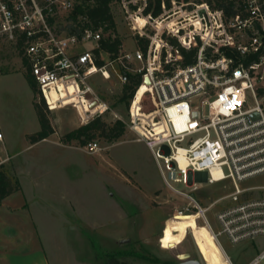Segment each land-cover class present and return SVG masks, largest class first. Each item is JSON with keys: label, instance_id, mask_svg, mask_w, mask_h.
<instances>
[{"label": "built area", "instance_id": "built-area-1", "mask_svg": "<svg viewBox=\"0 0 264 264\" xmlns=\"http://www.w3.org/2000/svg\"><path fill=\"white\" fill-rule=\"evenodd\" d=\"M225 1L235 15L206 0H112L134 47L121 43L98 57L112 31L105 23L71 32L79 0H0V38L17 47L47 107L73 105L83 124L111 109L94 88L97 78L124 87L138 76L127 119L114 121L147 144L167 188L189 199L180 213L198 214L227 254L223 237L233 245L264 238V183L246 186L264 177V0ZM184 51H195L192 63L184 64ZM12 158L0 122V170ZM198 174L208 184L229 181L233 191L203 207L176 186L191 187ZM224 199L230 203L215 212L214 225L208 212ZM247 264H264V248Z\"/></svg>", "mask_w": 264, "mask_h": 264}, {"label": "rangeland", "instance_id": "rangeland-1", "mask_svg": "<svg viewBox=\"0 0 264 264\" xmlns=\"http://www.w3.org/2000/svg\"><path fill=\"white\" fill-rule=\"evenodd\" d=\"M113 13L116 34L125 48H133L130 30L116 6ZM27 71L17 47L0 38V122L13 155L2 169L15 186L21 184L20 190L0 205V253L8 246L11 226L21 225L32 236L17 238L29 248L40 247L37 251L24 248L26 251L19 253H43L50 264H107V252L123 250L156 259L120 258L128 264H180L191 259L201 264H230L227 254L234 264H247L264 248V238L233 245L223 237L226 254L213 242L198 214L178 215L189 199L167 188L149 147L129 128L113 142L98 135L86 145L64 143V134L83 124L77 109L73 105L46 108L55 132L30 144L28 135L41 128L35 108L41 98L30 86ZM94 88L111 107L103 121L112 124L117 117L127 119L128 107L120 101V83L97 78ZM146 90V86L141 88L136 106ZM204 115H208L206 108ZM94 142L99 150L91 148ZM205 180L204 174H198L191 177V187L176 186L193 194L203 207L233 191L229 181L208 184ZM263 183L264 177H257L246 186ZM229 203V199L221 200L209 210L214 225L215 212ZM39 227L44 232L41 240L35 231L32 233Z\"/></svg>", "mask_w": 264, "mask_h": 264}, {"label": "trees", "instance_id": "trees-1", "mask_svg": "<svg viewBox=\"0 0 264 264\" xmlns=\"http://www.w3.org/2000/svg\"><path fill=\"white\" fill-rule=\"evenodd\" d=\"M111 1L112 0H79L72 14V18L74 22H78V24L77 26L71 27L69 30L71 32H74L76 31L77 28L84 29L90 26L96 29L104 25L105 23H108V26L104 27L105 32L107 33L111 30L112 33H116L117 24L115 21L114 13L110 5ZM206 1H208L214 7H224L228 16H232L236 14V12L232 9L231 6L232 3L228 5L225 0H206ZM79 17H81L80 18L81 21H79ZM111 34L100 41V48L96 50L98 57L100 51H106L114 54L118 52L122 40L118 35L113 37ZM141 44L143 46L145 43H143L142 41ZM183 53H184V64L192 63L194 60L195 51L192 52L184 51ZM228 54H231V52L228 51ZM253 58L256 57H250L248 60L250 61ZM97 63L101 64L102 60L98 59ZM26 78L30 86L32 87L35 95L40 96L41 98V102H35V108L38 113L41 128L39 131L28 135V140L30 144H35L44 139H47L50 135H52L55 132V130L47 115L46 108L48 107L47 104L45 103L44 98L41 95V89L36 78L32 75V73L29 70L26 73ZM139 83H140V78L138 76L136 77L133 76L131 83L126 84L123 87V93L120 97V101L125 102L127 107H129L130 100L133 97L136 87L139 85ZM142 87H145V85ZM141 88L139 89L135 97V101L141 100V96H140ZM102 118L103 117L96 118L87 124H83L77 128L68 131L61 138V141L64 143L78 141L80 144L86 145L87 143L95 140V138L98 135H100L106 138L108 141L113 142L119 139L120 137H122L126 133L127 125L123 120L117 119L114 121V123L107 124L105 121H103ZM16 185L17 186H15L12 183L11 178L6 174V172L3 169H1L0 170V205L2 204L3 200L6 197L16 192L17 190H20L21 184L18 182ZM129 255H135L138 257H142L146 260L151 259L156 261V259L149 258L139 253H136L134 250H123V251H118L116 253L107 252L105 255L107 258L106 263L128 264L127 261L121 260L120 258L123 256L124 258H127V256ZM172 262H168V264H173Z\"/></svg>", "mask_w": 264, "mask_h": 264}, {"label": "crops", "instance_id": "crops-1", "mask_svg": "<svg viewBox=\"0 0 264 264\" xmlns=\"http://www.w3.org/2000/svg\"><path fill=\"white\" fill-rule=\"evenodd\" d=\"M6 199H7V197L3 200V202ZM3 202H2V204H3ZM30 219H31V217H30ZM30 222H31V224L33 226L32 219L30 220ZM34 231H35V234L39 236V240H41V236H42L41 234L43 232L42 228L41 227H39L38 229L37 228H35V229L33 228L32 229V233L33 234H34ZM10 232H11L10 233L11 236L7 240L8 246L4 247V250H3L4 253H0V259L3 260V262L2 263L0 262V264H14V262L16 264V262H21L22 260L25 261L26 264H30V262H31V264H50L49 261H48V259L44 256L43 253L41 255L40 254H36L34 256L33 255L25 256V255L19 253V251H21V250L26 251L25 249H28L30 251H32V250L35 251L36 250V247H40L39 244L38 245L36 244L35 247L29 248V247H27L28 245H24L22 243L24 241H22L21 238H17V236H24V235L32 236L31 233H26L24 231V228L22 227V225L19 226V227H17V226H11ZM43 234H44V232H43ZM209 235H210V233H209ZM210 236H211L213 242L215 243L216 240H215L214 236L212 235V233H211ZM220 248H221V246H220ZM26 257H27V259H26Z\"/></svg>", "mask_w": 264, "mask_h": 264}, {"label": "water", "instance_id": "water-1", "mask_svg": "<svg viewBox=\"0 0 264 264\" xmlns=\"http://www.w3.org/2000/svg\"><path fill=\"white\" fill-rule=\"evenodd\" d=\"M180 264H201V262L198 260L191 259L184 262H180Z\"/></svg>", "mask_w": 264, "mask_h": 264}, {"label": "bare ground", "instance_id": "bare-ground-1", "mask_svg": "<svg viewBox=\"0 0 264 264\" xmlns=\"http://www.w3.org/2000/svg\"><path fill=\"white\" fill-rule=\"evenodd\" d=\"M178 215H183L184 213H177ZM206 226V225H205ZM207 228L209 229V227L207 226ZM210 230V229H209ZM211 232V231H210ZM212 233V232H211ZM212 235H213V233H212ZM214 236V235H213ZM215 238V237H214ZM216 240V239H215ZM217 241V240H216ZM218 242V241H217ZM219 244V243H218ZM230 261V260H229Z\"/></svg>", "mask_w": 264, "mask_h": 264}]
</instances>
